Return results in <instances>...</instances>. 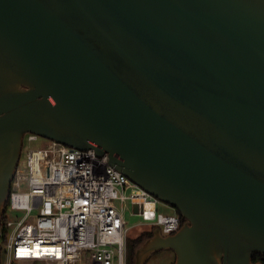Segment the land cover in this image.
Returning a JSON list of instances; mask_svg holds the SVG:
<instances>
[{"label": "water", "instance_id": "obj_1", "mask_svg": "<svg viewBox=\"0 0 264 264\" xmlns=\"http://www.w3.org/2000/svg\"><path fill=\"white\" fill-rule=\"evenodd\" d=\"M28 134L107 154L181 213L137 264H255L264 0H0V226Z\"/></svg>", "mask_w": 264, "mask_h": 264}, {"label": "built area", "instance_id": "obj_2", "mask_svg": "<svg viewBox=\"0 0 264 264\" xmlns=\"http://www.w3.org/2000/svg\"><path fill=\"white\" fill-rule=\"evenodd\" d=\"M41 138L25 137L0 226L2 264H126L128 209L165 236L180 230L176 210L161 213L160 206H171L112 166L107 154L47 139L34 147ZM9 207L24 217H9Z\"/></svg>", "mask_w": 264, "mask_h": 264}, {"label": "rangeland", "instance_id": "obj_3", "mask_svg": "<svg viewBox=\"0 0 264 264\" xmlns=\"http://www.w3.org/2000/svg\"><path fill=\"white\" fill-rule=\"evenodd\" d=\"M44 141H45V139L41 138L38 142L34 143L33 146L36 148L41 147V145L43 144ZM24 151H25V145H24ZM23 157H24V154H22V159H23ZM158 209L163 214H170V213L174 212L172 207L170 208V207L160 206ZM35 213H37V212H35ZM7 214L11 218H16L17 216H19L20 218H23L25 215V212L24 211H13L9 207ZM125 216H126V220L128 221V224H129V233H128L129 237H127L126 264H130V261L128 260V256H129V254H128V251H129L128 250V238H132V241H133L136 238H138L139 236H141V234L143 232L151 230L154 226L149 222L143 221L142 217L132 215L131 211L129 209L126 211ZM141 245H138L134 249V259H133L134 264H137L136 263V261H137L136 252ZM2 259L4 261V259H5L4 254H2ZM175 260H176V256H175L174 252L171 250H165V251H160V252L155 253L147 261L146 264H173L175 262ZM16 264H41V263L27 261V262H17Z\"/></svg>", "mask_w": 264, "mask_h": 264}, {"label": "trees", "instance_id": "obj_4", "mask_svg": "<svg viewBox=\"0 0 264 264\" xmlns=\"http://www.w3.org/2000/svg\"><path fill=\"white\" fill-rule=\"evenodd\" d=\"M23 152H24V150H23ZM176 212L181 216V221H182V224H183L186 220L183 218V216L181 215V213L178 210H176ZM154 230H155V228L153 227L151 230L143 232L141 234V236H139L138 238H136L133 241H132V238H128V250H129L128 251V254H129L128 260L130 261V264H134L133 263V259H134V249L138 245H141L145 240H147L150 237H152ZM253 262L255 264H258L259 262L262 263V264H264V256L259 255V254H254Z\"/></svg>", "mask_w": 264, "mask_h": 264}, {"label": "flooded vegetation", "instance_id": "obj_5", "mask_svg": "<svg viewBox=\"0 0 264 264\" xmlns=\"http://www.w3.org/2000/svg\"><path fill=\"white\" fill-rule=\"evenodd\" d=\"M258 264H262V263L259 262Z\"/></svg>", "mask_w": 264, "mask_h": 264}]
</instances>
